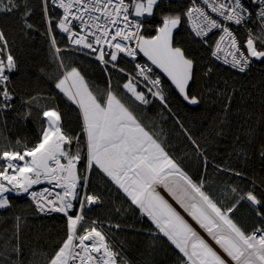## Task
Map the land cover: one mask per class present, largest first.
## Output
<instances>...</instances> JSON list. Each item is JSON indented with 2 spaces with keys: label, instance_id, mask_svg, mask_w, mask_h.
<instances>
[{
  "label": "snow or ice",
  "instance_id": "1",
  "mask_svg": "<svg viewBox=\"0 0 264 264\" xmlns=\"http://www.w3.org/2000/svg\"><path fill=\"white\" fill-rule=\"evenodd\" d=\"M183 27L207 63L177 40ZM34 33L47 54L29 75L17 40ZM217 65L264 66V0H0V264H264V87L259 117L241 106L232 133L234 100L255 98L210 83ZM174 93L219 104L210 129L193 131ZM13 194L30 215L62 216L63 237L26 242Z\"/></svg>",
  "mask_w": 264,
  "mask_h": 264
},
{
  "label": "trees",
  "instance_id": "2",
  "mask_svg": "<svg viewBox=\"0 0 264 264\" xmlns=\"http://www.w3.org/2000/svg\"><path fill=\"white\" fill-rule=\"evenodd\" d=\"M157 22L158 18L156 21H148L147 23L151 24L154 28ZM151 30L152 29H148L149 32H151ZM176 38L183 46L187 47L193 55L201 58V64L208 62L207 51L199 43L192 41V37L189 34L187 27L179 29ZM17 43L25 56L23 72L29 75L34 74L36 72V65L42 63L47 54V43L45 39L34 33L32 39L29 40L26 37L23 39L18 38ZM81 59L83 58L81 57ZM87 63L88 62L85 61V64ZM261 68H264V66H257L248 75H237L233 70L228 69L227 66L217 65L216 73L212 77L211 81H209L220 88L224 87L225 81H228L229 83L235 81L237 86H243L244 88H247V90L251 92L255 98V103L249 102L247 105H244V101L240 100L239 98L234 100L231 120L232 133H238L242 126H247L245 124L246 114L241 111V106L247 107V115L254 113L256 118L259 117V91L260 87H264V84H261L262 78H264V72L260 70ZM93 75L97 76L99 80L98 70H93ZM172 102L175 105V108L179 109L181 118L192 127L193 131L196 132L210 129L214 118L219 113L220 108V105L217 103H213L211 105H202L198 108L190 107L185 105L175 93L173 94ZM65 111L68 112V120H70L73 123V126H75V112L69 110L68 108H65ZM9 131L13 136L20 135L27 137L29 140L34 139L36 135L35 128L32 125L25 126L15 123L11 120L9 121ZM230 141L231 136L221 140L218 145V151L214 152V154L220 157H223L225 153L230 154L232 147ZM10 198L17 206L14 211L23 210L24 213L28 215V225L25 229L26 242L31 241L35 243L36 241H39L41 246H45L46 244L54 243L63 237L64 225L62 216L54 215L51 217H40L36 215H30L31 209H29L28 206L31 202L29 200L16 196H11ZM104 214H106V209H93L89 213V215L93 218L102 216ZM0 215L8 216L9 213L0 210ZM41 237H44L45 239L41 240ZM49 237L51 239H48ZM130 255L135 258L138 253L135 251V249H132L130 250Z\"/></svg>",
  "mask_w": 264,
  "mask_h": 264
},
{
  "label": "built area",
  "instance_id": "3",
  "mask_svg": "<svg viewBox=\"0 0 264 264\" xmlns=\"http://www.w3.org/2000/svg\"><path fill=\"white\" fill-rule=\"evenodd\" d=\"M38 187H43V185L42 186H38ZM12 196H16L15 194H13ZM16 197H24V198H26V199H28L29 201H30V198L27 196V194H24V195H21V196H16ZM31 202V201H30ZM54 215H56V214H54ZM53 215V216H54Z\"/></svg>",
  "mask_w": 264,
  "mask_h": 264
},
{
  "label": "rangeland",
  "instance_id": "4",
  "mask_svg": "<svg viewBox=\"0 0 264 264\" xmlns=\"http://www.w3.org/2000/svg\"><path fill=\"white\" fill-rule=\"evenodd\" d=\"M22 198H24V197H22ZM24 199H26V198H24ZM28 200V199H27Z\"/></svg>",
  "mask_w": 264,
  "mask_h": 264
}]
</instances>
